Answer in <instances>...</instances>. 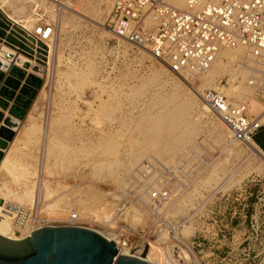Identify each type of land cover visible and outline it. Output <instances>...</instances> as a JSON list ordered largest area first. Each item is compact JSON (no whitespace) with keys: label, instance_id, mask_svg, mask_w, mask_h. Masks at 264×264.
Here are the masks:
<instances>
[{"label":"rangeland","instance_id":"1","mask_svg":"<svg viewBox=\"0 0 264 264\" xmlns=\"http://www.w3.org/2000/svg\"><path fill=\"white\" fill-rule=\"evenodd\" d=\"M112 2L113 0H0V12L7 20L4 22L9 30L13 29L21 39L27 41L33 52L38 49L46 52V59L42 64L36 53L24 54L17 46L9 45L4 36L10 31L0 26V50L6 48L10 53L0 54V93L1 90L5 94L12 92L15 97L21 93L25 84L35 91L27 100L19 128L0 161L2 163L6 154L8 157L15 155V152H22L18 159L21 163L24 162V169L13 174L0 167V197L14 203L16 207H11L20 209L25 222L28 218V232L37 223L47 226L67 225L53 213L61 210L76 211L84 203L83 206L90 209L81 215L82 227L124 241L122 246L135 254L145 255L144 247L150 249L152 257H156L154 261H159L161 257L162 264H264V161L240 147L236 151L230 150L225 145L229 139L213 143L209 124L218 120L211 118L208 111L204 118L197 115L198 109L189 117L190 120L199 122L201 133L192 138L193 141L182 151L183 154L176 155V160L183 155L188 159L180 162L184 163L182 173L169 182L163 180L171 194L169 201L157 207L159 216L148 208V191L145 188L156 184L148 176L139 175L143 161L152 157L161 173L160 169L172 166L176 160L162 159L154 151L142 153L138 150L139 147L130 145L129 139L139 137L135 127L141 114L149 107L153 114L158 109L156 95L170 93L172 84L162 82L166 78L176 82L180 79L183 94L194 95L197 105L203 103L200 96L208 88L199 89L200 81L197 77L189 76L184 79L181 75L169 73L164 64L150 56L147 49L133 47L115 38L107 20ZM35 5L43 11L42 18L53 22L50 43L39 41L38 47L31 45L27 38L30 35L37 36L35 29L39 22L34 14ZM67 7L75 10L77 15ZM91 8L93 10H89ZM12 20L19 21L20 24H25L26 21L30 28L27 29L28 26L20 32L16 28L17 23H12ZM18 58L29 59L30 67L25 69L18 64ZM35 64L42 67L41 74H35L41 80L39 87L26 82L27 75L31 74L30 68ZM250 65L253 67L254 62ZM156 68L161 69V76L132 100L131 88L150 80L152 71ZM13 70H24V76L19 78L11 73ZM81 76L86 77L83 82ZM227 78L225 75L219 77L217 85H228ZM12 82H18V87L14 88ZM252 89L253 96H256L257 102H261L262 109L256 112L250 110L249 114H254L259 119L264 115V96L257 91L255 85ZM113 97H117L120 107L110 113L111 117L108 118L98 108ZM0 98L8 99L3 94H0ZM8 100V109L0 107V113L3 114L0 127L3 118L9 115L10 106L14 104L13 98ZM32 125L35 130L31 139L27 142L20 140V129L26 130ZM124 125L128 126L127 130ZM263 128L264 122L260 129ZM116 135L119 145L116 160L119 165L111 168L102 166L99 174L93 176L92 167L101 158L93 150H89L103 138ZM17 146L21 150L15 148ZM218 162L222 163V170H218L212 184L201 185L199 181L205 175L203 172L211 171ZM221 181H224L223 184ZM25 190L29 193L31 191V199H18ZM140 198H143L142 202ZM51 202H55L56 207L52 208ZM8 218L11 220V217ZM11 224L16 228L12 220ZM187 227L193 232L184 237L183 229Z\"/></svg>","mask_w":264,"mask_h":264},{"label":"built area","instance_id":"2","mask_svg":"<svg viewBox=\"0 0 264 264\" xmlns=\"http://www.w3.org/2000/svg\"><path fill=\"white\" fill-rule=\"evenodd\" d=\"M42 13L35 5L39 22L35 33L46 39L53 31V22L42 18ZM150 16L155 19L151 28L146 26ZM107 20L115 38L147 49L171 74L204 70L222 49L240 48L254 62L248 81L264 96V0H185L183 6L175 5L173 0H113ZM200 97L234 140L248 142L262 126L257 116L249 114L245 103L234 102L218 90L205 89ZM186 159L185 155L179 156L175 164L160 169L161 173L152 157L143 161L138 173L156 184L145 188L148 208L156 215H160L157 207L171 196L163 180L176 179L184 168L180 162Z\"/></svg>","mask_w":264,"mask_h":264},{"label":"bare ground","instance_id":"3","mask_svg":"<svg viewBox=\"0 0 264 264\" xmlns=\"http://www.w3.org/2000/svg\"><path fill=\"white\" fill-rule=\"evenodd\" d=\"M184 1L185 0H173V3H175V5H184ZM2 5H4L3 2H2ZM76 6L74 5V7H76ZM67 8L70 9V12L76 13L75 10H73V9H71L69 7H67ZM2 9H1V11H3ZM89 10H93V8H91ZM9 14L11 16V13H9ZM76 15H77V13H76ZM4 19H5V17H4ZM28 20L29 19H27V22H29ZM5 22H7L6 19H5ZM30 22H31V19H30ZM12 23H17L18 27H16V28L20 29V32L24 30L23 28H26L28 26L29 27L27 29L30 28V24L29 23L26 24V21H25V24H20L19 21L15 22L14 20H12ZM154 24H155V19L150 16L146 20V26H151V25H154ZM32 25H31V27H32ZM27 38L30 39V44L35 46V45H37L39 43V41L43 42V43H45V42H49L50 43V41L52 39V36L49 35L45 40L41 39V38L39 39V37L33 36V35H30ZM38 45H40V44H38ZM38 45L36 47H38ZM42 45H44V44H42ZM43 52H45V51H43ZM251 60L252 59L250 57L246 56L240 48H234V49L226 48V49H222L220 51L218 57L213 61V63L208 68H206L204 70L189 71V72H186L185 74L183 73L184 75L181 74V76L184 79L189 77V76L197 77V78H199V81H200V83L198 84L199 85V89H202L203 87L217 89L218 91L224 93L229 98H231L232 101L245 103L246 106H247L248 112L250 110L256 112V111H260L262 109V104H260L261 102L260 103L257 102L256 96H253V91H252L253 90L252 89L253 85L250 84L249 81H248L249 76L253 72L252 69H251L252 66L250 65L253 61L251 62ZM90 70H92V68ZM160 70L157 69V68L154 69L152 71V77L149 78L150 80L142 82L137 87H132L131 88V92H130V98H132V100H133L134 98H137L138 96H140L141 93H143V91H145L147 89L146 87L148 85H150L153 80H157L159 78V76H161L160 75ZM82 72L85 73L84 71H82ZM72 75H74V74H72ZM223 75L228 77L227 78L228 85L219 86V85H217V81H219L217 79L219 77L223 76ZM85 79H86L85 76H83V77L81 76V82H83ZM179 80L177 82L174 81L173 79H170V78H166V79L162 80V82L165 83V84L166 83H171L172 86H173L172 90L170 91V93H168L166 95H156L157 96V100L155 102H156V106L158 108L157 111L153 112V114H152L149 111V110H151V108L149 107V108L146 109L145 112H143L141 114L140 120H139V122L137 123V125L135 127V128H137L136 130H138V132H139V137L136 138V139H129L130 140L129 141L130 145L132 147H135V146L139 147L138 150L140 152L143 153L144 151H148V150L149 151H154L162 159H167V160H173L174 159V160H176V158H177L176 155L178 153L179 154H181V153L183 154L182 151H184V149H186V147H188L190 145L191 141H193V139L196 138L199 133H201L200 126L198 127L199 122L198 121L195 122V120L192 121L193 119L190 120L189 117L194 111H197V109H198V112H196L197 115L199 117H201V118H204L205 117V112L208 111V110H207L206 106L203 103H200V105L196 104V97H194V95L191 94V96L190 95L189 96H185V94H183V92H182L183 90L181 89L182 87L179 84ZM80 86H81V84H80ZM179 88H180V90H179ZM106 94L108 95V93H106ZM196 96L198 97V94H196ZM117 97L116 98L113 97L108 102H106L107 100L106 101L104 100L105 103L102 104L100 106V108L97 107L98 109H100V112H101V114L103 116H106V117L109 118V117H111L110 113L112 114L116 110L119 109L120 102L117 99ZM151 101L152 100L150 99V102ZM59 112H61V111H59ZM8 113H9V111H8ZM95 113H96V111H95ZM9 115L6 116V117H9V119H11V124L10 125H4L3 124L4 123L3 121H4L5 117L2 120V126L7 129V131L9 132V135L6 138L2 137V139L4 141V144L0 145V161H1L2 157L4 156V150L8 147L9 141L12 139L13 135L15 134V131H17V129L19 128L20 120H21L19 117L9 116ZM210 116H211V118L216 119V120L219 121V122L218 121H213V122L211 121V125L208 123L209 126L212 129L213 140H211V141L213 143L226 142L227 141L226 139H229L226 142L225 145L230 150L235 149V151H236V149H238L240 147L243 150H246V151L248 150L250 152V154H252L254 156H257L262 161H264L263 160L264 159V151L261 150V148L254 142L253 139L248 141V142H244V143L239 142L237 140H234L232 135H231V132L228 130L226 125L219 118H217V117H215V116H213L211 114H210ZM263 119H264V115L261 116V118H259V121L262 123V122H264ZM65 120H67V119H65ZM97 120L100 121L101 119L100 120L97 119ZM101 121H103V120H101ZM199 121H201V120H199ZM96 122L94 124H96ZM96 126H98V125H96ZM124 127H125L126 130L128 129V126L124 125ZM21 130H22V132H21V136H20L19 139L24 141V142H27L33 136V132L35 130V127L32 125L26 130L25 129L23 130V128L20 129V131ZM19 135H17V136H19ZM117 141H118V136L117 135L116 136H108V137L103 138L102 141L100 143H98V145L93 147V149L91 148V150H89V151L93 150L101 158L100 162H98V164L94 163L95 165L92 167L93 176H97L99 174V171L102 168V166H104V167L107 166V167L111 168L113 166L115 167V166L119 165V162L116 160L118 158L117 151H118V148H119V145H118ZM43 147H44V145H43ZM15 148L20 149V147H18V146L15 147ZM129 150H130V147H129ZM129 152H127V153H129ZM26 153H27V151H26ZM7 155L8 154H6V156L3 159L2 163H0V167L2 166L1 168L4 167V169H6V170L8 169L13 174H14V172L15 173L20 172L19 169H22V170L24 169V164H23L24 162L21 163L20 159H18V158L21 157L22 152H15V155H11V156L9 155L8 157H7ZM247 156H248V154H247ZM61 166H62V164H61ZM43 167H45V166L43 165ZM221 168H222V163L218 162L211 169V171L205 172V173L203 172V175L204 174L205 175L199 181V183L201 185H206V184L211 183L213 178L218 174V170H222ZM6 172H8V171H6ZM42 173H44V172L42 171ZM15 175H17V174H15ZM18 175H19V173H18ZM11 178H12V176H11ZM226 179H228V178H226ZM224 181H226V180H224ZM223 182L221 184H223ZM219 185H220V183H219ZM42 187H45V186L42 185ZM17 193L19 194V192H17ZM30 193H31V191H30ZM30 193L26 192V190H25V192H21V194H20L21 196H18V199L25 198L26 200H29V199H31L30 198L31 197ZM59 194H60V192H59ZM54 203L51 202V204H53V206L51 205L52 208L56 207V206H54ZM56 204H58V203H56ZM82 204L84 205V203H82ZM93 204H95V203H93ZM8 205H10V206H8ZM83 205L81 206V203H79L78 207L81 206L80 207L81 209L79 208L76 211L75 210L74 211L61 210V211L54 212L53 214H55L56 218L61 219L63 221V223L67 224V225H58V226H74V225L82 226L83 221H82L81 215L84 214V211H89V209H90V208H88L86 206H83ZM11 206L16 207L15 204L12 203L11 201L9 203V200H7V198L3 199L2 197H0V217L2 215H4V216H2V218H0V236L1 237L6 238L8 240H13V241L21 240V239H24L26 237H29L32 234V232L35 231L37 228H40L42 226H47V225H44V224H40V223L38 224L37 223L28 232L27 231V227H29V224H28L29 221L27 222L28 218H27V220L25 222V218L23 217V213L19 211L20 209L15 210V208H13ZM47 206H49V204ZM57 209H58V207H57ZM51 212H53V210ZM90 212H93V211H90ZM79 213H80V215H78ZM104 213H105V211H104ZM72 214H76L75 215L76 217L73 218ZM7 216L11 217V220H12L13 224L16 225V228H15V226H13L11 224V220ZM13 216H14V219H12ZM25 224H27V225H25ZM24 225H25V227H24ZM21 227H22V229L19 230V228H21ZM17 228H18V230H17ZM192 232H193V230L191 228H189V227H187L186 229H183L184 237L185 236H189ZM99 234H101L106 239H108L110 241H113L115 246H116V248L118 250L124 249V247L122 246L124 241H121L118 238H113V237H110V236H107V235H103L101 232ZM186 246H187V249L190 250L189 246L188 245H186ZM150 247H151V245H150ZM149 250L150 249H146L144 247V251H145V253L147 255L145 253H144L145 255H143V254L139 255V254H135V253L134 254L137 255L138 257H140L141 259H143L145 262H147L149 264H162V258L160 257V259H158L159 261H154V258H156V257L153 258L152 255H151L152 253ZM139 251H137V253L141 252V251L140 252ZM195 262L197 263V261H195Z\"/></svg>","mask_w":264,"mask_h":264},{"label":"water","instance_id":"4","mask_svg":"<svg viewBox=\"0 0 264 264\" xmlns=\"http://www.w3.org/2000/svg\"><path fill=\"white\" fill-rule=\"evenodd\" d=\"M4 16L0 13V26L9 30L5 24ZM4 36L5 41L12 46H17L24 54L36 53L40 57V63H44L46 52L32 50L29 44L13 29ZM3 35V34H2ZM1 35V36H2ZM0 54L8 55L6 48L0 50ZM17 63L25 69L30 67V60L27 58L16 59ZM38 65V66H37ZM26 82L39 87V80L36 75L41 74L42 67L39 64L32 65ZM19 78L24 76L23 71H11ZM36 74V75H35ZM14 88L18 82H12ZM0 94L8 99L13 98V105L9 108V114L19 117L24 115L28 99L34 94L31 86H22L21 93L14 97L12 92ZM33 93V94H31ZM0 98V107L4 110L9 107V100ZM28 100V101H27ZM25 103V105L23 104ZM21 108V109H20ZM3 114L0 113V119ZM4 125H10L11 119L5 117ZM9 132L5 127H0V145L4 144L2 139L6 138ZM0 264H149L132 253L127 248L118 250L113 241L103 237L98 232L82 226H44L32 232L29 237L21 240H8L0 236Z\"/></svg>","mask_w":264,"mask_h":264},{"label":"trees","instance_id":"5","mask_svg":"<svg viewBox=\"0 0 264 264\" xmlns=\"http://www.w3.org/2000/svg\"><path fill=\"white\" fill-rule=\"evenodd\" d=\"M253 140L264 151V128L254 135Z\"/></svg>","mask_w":264,"mask_h":264}]
</instances>
